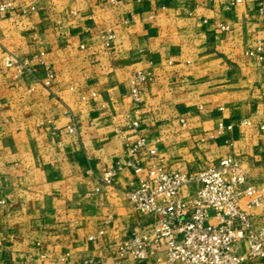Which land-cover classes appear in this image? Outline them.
<instances>
[{"label":"crops","instance_id":"0c3cea01","mask_svg":"<svg viewBox=\"0 0 264 264\" xmlns=\"http://www.w3.org/2000/svg\"><path fill=\"white\" fill-rule=\"evenodd\" d=\"M4 2L12 9L0 16V264H135L116 246L150 223L127 200L142 176L125 169L110 186L101 178L139 159L125 152L138 138L156 142L170 169L196 172L235 155L264 183V0ZM257 48L261 61L245 55ZM40 54L43 67L24 77L3 64H36ZM138 71L154 80L135 115ZM219 124L232 130L217 135Z\"/></svg>","mask_w":264,"mask_h":264},{"label":"built area","instance_id":"2783aa9c","mask_svg":"<svg viewBox=\"0 0 264 264\" xmlns=\"http://www.w3.org/2000/svg\"><path fill=\"white\" fill-rule=\"evenodd\" d=\"M11 9L10 3H0V16ZM220 31L227 32L228 27L221 26ZM113 39V33L106 34L107 48ZM245 55L263 59L259 48ZM42 56L35 58L36 64H32L34 59L17 61L11 57H5L3 64L15 69L16 77H24L35 73L36 67H43ZM44 70V85L48 86L53 76ZM153 80L152 72L138 71L132 76L129 98L135 115L140 110L143 87ZM181 123L184 125L183 120ZM241 125L250 124L243 121ZM138 127V119L134 118L131 128ZM224 129L231 131L232 127L219 124L215 132L220 135ZM260 130L264 131V124ZM67 131L74 134L76 129L72 126ZM155 143L138 138L126 144L125 152L139 155V159L118 163L101 178L104 185L110 186L125 169L142 176L138 186L127 193V200L150 223L145 230H132L117 244L118 257L135 264H255L263 260L264 183L250 178L243 160L229 155L196 172L174 170L166 166ZM186 187L193 189L183 195ZM82 264L100 263L91 259Z\"/></svg>","mask_w":264,"mask_h":264}]
</instances>
